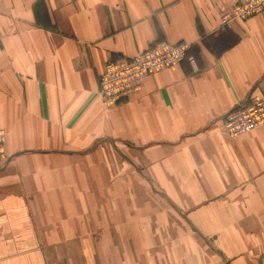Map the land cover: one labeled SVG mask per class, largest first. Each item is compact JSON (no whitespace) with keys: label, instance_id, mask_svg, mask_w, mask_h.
<instances>
[{"label":"crops","instance_id":"crops-1","mask_svg":"<svg viewBox=\"0 0 264 264\" xmlns=\"http://www.w3.org/2000/svg\"><path fill=\"white\" fill-rule=\"evenodd\" d=\"M238 1L0 0V264H264V127L221 131L264 98V13L219 28ZM181 41L102 105L109 60Z\"/></svg>","mask_w":264,"mask_h":264},{"label":"built area","instance_id":"built-area-1","mask_svg":"<svg viewBox=\"0 0 264 264\" xmlns=\"http://www.w3.org/2000/svg\"><path fill=\"white\" fill-rule=\"evenodd\" d=\"M264 13V0H240L221 13L219 28L228 29L236 22H244ZM186 42H158L130 58L109 60L99 76L97 95L106 108H114L136 96L145 79L153 73L173 67L187 57ZM264 127V98L254 94L248 101L238 103L227 113L221 131L230 139H236ZM5 134L0 128V166L8 163L4 151Z\"/></svg>","mask_w":264,"mask_h":264},{"label":"trees","instance_id":"trees-1","mask_svg":"<svg viewBox=\"0 0 264 264\" xmlns=\"http://www.w3.org/2000/svg\"><path fill=\"white\" fill-rule=\"evenodd\" d=\"M235 42H236V40L233 43H235Z\"/></svg>","mask_w":264,"mask_h":264}]
</instances>
